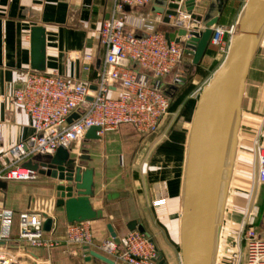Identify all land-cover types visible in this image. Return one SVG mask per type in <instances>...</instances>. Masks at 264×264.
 Wrapping results in <instances>:
<instances>
[{"label": "crops", "instance_id": "obj_1", "mask_svg": "<svg viewBox=\"0 0 264 264\" xmlns=\"http://www.w3.org/2000/svg\"><path fill=\"white\" fill-rule=\"evenodd\" d=\"M221 1L224 5L218 24L237 23L243 7L238 9L233 0ZM112 7L113 0H0V154L34 133L29 114L14 100V93L23 86L26 73L34 70L31 66L32 28L43 26L46 30L45 72H56L65 79L95 86L104 57L99 30ZM157 8L156 0L130 7L128 29L141 34L147 26H154L166 32L172 23H165V14L157 12ZM197 24L200 29L204 26L202 22ZM211 46L214 45L210 44L198 65L193 64V56L185 52L183 80L171 91L170 115H182L179 127H172L169 121L160 134L155 135L143 134L130 124H122L117 129L105 130L99 138L86 137L70 148L73 156L88 157L81 160L83 167L94 168L95 195L91 202L95 209L103 210L101 218L89 221L94 235L91 250L102 253L99 246L111 235L108 224H112L122 242L129 231V222L137 220L168 264H183L179 232L189 132L199 95L216 69L211 75L208 70L219 64L218 68L225 57L218 50L211 51ZM90 53L94 57L91 69L86 70L84 67L89 62L86 55ZM172 80L173 73L165 78L169 87ZM257 134L264 146V40L252 61L243 99L231 180V183L236 181L235 172L239 171L240 187L251 174L254 183L260 184L257 180L260 167L252 146ZM151 136L155 137L153 141ZM5 182L6 187L0 186V232L4 228L5 214L10 213L11 234L10 239L2 243L4 249L16 254L23 264H108L94 256L87 262L85 245L47 249L21 241L20 213L31 210L39 199H56L52 181L38 173L32 181ZM230 193L231 187L228 197ZM256 194L263 199L259 186ZM228 208L229 201L223 228ZM53 216L55 234L61 235L68 224L64 208L56 206Z\"/></svg>", "mask_w": 264, "mask_h": 264}, {"label": "built area", "instance_id": "obj_2", "mask_svg": "<svg viewBox=\"0 0 264 264\" xmlns=\"http://www.w3.org/2000/svg\"><path fill=\"white\" fill-rule=\"evenodd\" d=\"M152 1L113 0L110 16L99 30L104 57L98 69L96 89L86 82L65 79L56 72L29 70L26 73L23 86L14 93V100L29 114L34 133L0 154V180H35L38 172L25 166L27 161L37 155H53L61 146L72 148L86 138L93 126L101 128L97 134L117 129L122 124H130L143 134L159 131L170 113L173 86L183 80L185 47L169 41L166 33L154 26H147L141 34L128 29L126 7L144 6ZM190 20L191 14L180 12L176 17L171 16L170 23L190 29L195 25ZM236 25L212 27L210 44L224 56ZM93 57L91 53L86 55L89 61L84 67L86 70L91 69ZM172 73L169 87L165 78ZM73 113H78V118L68 122ZM253 142L260 167L257 180L264 184V146L258 134ZM55 208V198H43L35 201L31 210L20 213L19 239L30 246L47 249L94 244L89 221L68 223L64 233L56 235ZM48 217L53 218L50 231L44 228ZM5 218L0 232V264H23L16 254L2 247L11 234L10 213H6ZM240 233L245 242L242 264H264V236L257 230L256 215L243 218ZM99 247L114 264H160L153 238L138 228L129 230L122 242L109 237Z\"/></svg>", "mask_w": 264, "mask_h": 264}, {"label": "water", "instance_id": "obj_3", "mask_svg": "<svg viewBox=\"0 0 264 264\" xmlns=\"http://www.w3.org/2000/svg\"><path fill=\"white\" fill-rule=\"evenodd\" d=\"M157 12L164 13V22L170 24L171 16L180 12L191 14L192 28L172 26L165 33L169 41L184 45L186 53L198 65L210 46L213 26L218 24L224 2L221 0H156ZM219 2V3H218ZM130 7L127 6L126 10ZM204 27L199 28L197 23ZM264 34V0H246L239 15L236 32L229 50L202 89L195 108L187 144L183 179V206L181 212L180 248L183 264H215L226 203L237 158L242 106L250 67ZM32 63L34 70L44 71L46 30L34 26L31 33ZM96 89L95 86H91ZM92 100L91 96H88ZM73 113L68 122L78 118ZM98 126L91 127L87 138H99ZM80 158L70 149L59 147L53 155H37L24 165L51 179L56 206L63 207L68 223L90 221L103 216L95 209L91 198L95 195L94 168L83 167ZM0 186L6 182L0 180ZM53 218L48 217L44 228L50 231ZM129 230L138 228L146 232L137 220H131ZM117 242L120 241L112 224H108ZM85 260L94 256L114 264L104 254L83 247ZM160 264H168L159 255ZM90 264V263H89Z\"/></svg>", "mask_w": 264, "mask_h": 264}, {"label": "rangeland", "instance_id": "obj_4", "mask_svg": "<svg viewBox=\"0 0 264 264\" xmlns=\"http://www.w3.org/2000/svg\"><path fill=\"white\" fill-rule=\"evenodd\" d=\"M234 4L240 9L245 4L246 0H233ZM219 3V2H218ZM211 51H217L215 46H211ZM225 58V57H224ZM224 60V59H223ZM222 60V61H223ZM219 65V64H217ZM215 68L208 70L209 75L213 73ZM182 115L170 113L164 119L161 128L156 134H160L161 129L171 121L172 127H179V122L182 120ZM168 135V134H167ZM151 141L155 139L154 136L149 137ZM254 147V142L252 143ZM147 172V165L145 167ZM236 181L231 184V193L228 198L229 208L224 225L221 231L219 250L217 255L216 264H242L245 256V242L240 233V224L245 217L256 215V227L260 234L264 236V185L254 183L253 174L248 176L245 180V184L240 187L237 183L240 172H235ZM256 184V185H255ZM255 186V187H254ZM259 186V193L262 198L256 194ZM227 201V202H228ZM181 234V230L179 232ZM167 238V237H166ZM163 256V255H162Z\"/></svg>", "mask_w": 264, "mask_h": 264}, {"label": "bare ground", "instance_id": "obj_5", "mask_svg": "<svg viewBox=\"0 0 264 264\" xmlns=\"http://www.w3.org/2000/svg\"><path fill=\"white\" fill-rule=\"evenodd\" d=\"M264 40V34H263V36H262V41ZM239 135H240V133H239ZM229 198V197H228ZM227 201H228V199H227ZM222 231V230H221ZM220 236H221V233H220ZM219 243H220V238H219ZM218 250H219V244H218V248H217V255H218ZM217 255H216V259H215V264H216V260H217Z\"/></svg>", "mask_w": 264, "mask_h": 264}]
</instances>
